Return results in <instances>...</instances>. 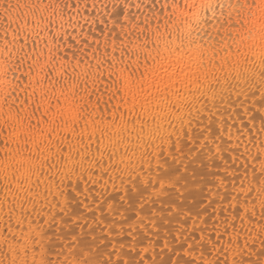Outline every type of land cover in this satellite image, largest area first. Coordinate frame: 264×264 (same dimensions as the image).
<instances>
[{"label": "snow or ice", "instance_id": "snow-or-ice-1", "mask_svg": "<svg viewBox=\"0 0 264 264\" xmlns=\"http://www.w3.org/2000/svg\"><path fill=\"white\" fill-rule=\"evenodd\" d=\"M96 7L0 0V264H264V0Z\"/></svg>", "mask_w": 264, "mask_h": 264}, {"label": "rangeland", "instance_id": "rangeland-1", "mask_svg": "<svg viewBox=\"0 0 264 264\" xmlns=\"http://www.w3.org/2000/svg\"><path fill=\"white\" fill-rule=\"evenodd\" d=\"M99 8H100V4H98L96 9L98 10ZM103 11H107V10L104 9ZM108 11L112 13L110 8L108 9ZM169 165L171 166V169L173 171L177 168L179 169V172L176 173L175 179L173 181L175 186L172 188H168V187L165 188V197H164L165 199L162 196L158 200L156 197H152L153 200H156V203L152 204L151 202H149L146 205L147 209H153V210L163 209V211L166 212L169 205L172 207H176L177 205L190 207L191 198L193 196L198 197L200 195V193L197 192V187H202L205 193L211 187L213 178L209 176L207 180L203 179L200 175L201 168L197 164H192L187 160H184L179 163H174L171 159H169ZM193 169H195V172L193 171ZM204 171L206 172V169ZM113 194H115L114 196L116 197L115 202L119 203V196L122 193H113ZM164 201L167 202L165 203ZM156 216H157V220H159L161 217V212L157 211ZM68 230L70 231L71 227H69ZM75 231L77 233H80L81 231H89V229L87 227H85L84 229H81L80 227H76ZM96 235L97 236L100 235L99 229H96ZM88 239L91 240V236H89ZM156 251L157 252L160 251L159 247L156 248Z\"/></svg>", "mask_w": 264, "mask_h": 264}, {"label": "bare ground", "instance_id": "bare-ground-1", "mask_svg": "<svg viewBox=\"0 0 264 264\" xmlns=\"http://www.w3.org/2000/svg\"><path fill=\"white\" fill-rule=\"evenodd\" d=\"M74 1V0H73ZM133 3L136 2V0H132ZM96 3H97V6L98 4H100V8L97 10L96 8L93 9V11L91 12H83V15L84 16H88L89 17V21L90 23L89 24H85L84 25V28L87 29L89 32H91V22L94 21L95 23V28L97 29V31H99L100 29H103V25H104V22L107 21L110 17H109V11L108 9L110 8L111 12H112V7H113V4L117 3V0H96ZM107 3L108 7H107V11H103L105 8H104V4ZM92 5V0H88V6L91 7ZM96 10H97V13H96ZM133 12L136 11L135 8L132 9ZM114 15V13H112ZM73 15H75V13H73ZM80 20H81V23L83 22V19L82 17H80ZM103 24V25H102ZM235 99V98H234ZM251 103V101H249V104ZM239 110V109H238ZM237 121H239L240 117H237L236 118ZM242 125H240L239 123L237 124V127H240ZM112 195L114 196L115 194L112 193ZM162 197L164 198L165 197V194L162 195ZM162 198V199H163ZM165 199V198H164ZM165 203L167 201H164ZM161 234H163V230H161ZM157 252V251H156ZM159 253V252H157ZM151 254H149V258H150Z\"/></svg>", "mask_w": 264, "mask_h": 264}]
</instances>
